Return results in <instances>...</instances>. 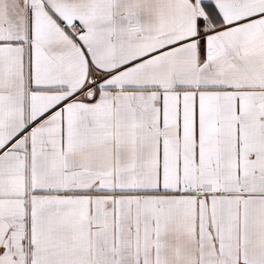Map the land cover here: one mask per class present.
Returning <instances> with one entry per match:
<instances>
[{
	"label": "snow or ice",
	"instance_id": "obj_1",
	"mask_svg": "<svg viewBox=\"0 0 264 264\" xmlns=\"http://www.w3.org/2000/svg\"><path fill=\"white\" fill-rule=\"evenodd\" d=\"M0 264H264V0H0Z\"/></svg>",
	"mask_w": 264,
	"mask_h": 264
}]
</instances>
